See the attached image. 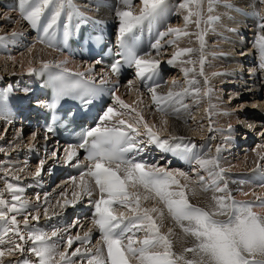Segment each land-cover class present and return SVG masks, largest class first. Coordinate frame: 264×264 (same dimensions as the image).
Here are the masks:
<instances>
[{
    "label": "snow or ice",
    "instance_id": "obj_1",
    "mask_svg": "<svg viewBox=\"0 0 264 264\" xmlns=\"http://www.w3.org/2000/svg\"><path fill=\"white\" fill-rule=\"evenodd\" d=\"M260 2L264 3V0ZM121 3L124 7L118 9L116 15L119 18V41L123 50L121 52L123 61L129 67L135 68V74L141 81L153 80L158 76L160 61L152 58L151 53H145L143 56L138 54L134 44L135 32L145 23L151 24L161 16L167 9L168 0H121ZM135 3L141 5L139 14L133 11ZM65 6L69 9V20L74 15H79L73 0H18L21 17L33 29L41 28L44 37H48L47 41L42 37L41 42H47L50 46L51 37L55 35L54 29ZM225 6L230 7V5ZM181 7L187 12L184 17L185 24L194 22L199 29L202 22V0H184ZM208 11H212L211 3ZM256 15L259 16V13ZM193 17L196 18L194 21ZM212 22L210 17L208 23ZM258 29L260 34L256 36L254 43L260 53V67L264 69V19L258 24ZM68 35V25H64L65 38ZM165 35H174L178 40L181 36H188L189 33L186 30L171 28L168 33H161L160 39L151 45L157 54ZM196 35L202 50L203 34L198 31ZM5 40L6 37H0V42ZM175 42L169 41V44ZM193 51L191 48L180 49L168 62L173 64L180 57H190ZM198 62L201 65L200 75H203V55ZM182 63L196 62L187 59ZM42 67L48 69L53 66L44 63ZM55 67L62 66L55 65ZM120 67V61H116L112 65V72L118 74ZM183 71L188 77L195 68ZM32 72L33 70L29 68V73ZM50 79L57 102L62 98L71 97L87 105L103 91L95 87L93 81L86 80L84 73H72L66 68L50 74ZM197 83L194 79L188 80V88L175 92L170 90L166 95L157 94L156 88L159 85L155 87L149 85L148 90L152 94V101L157 106V111L167 115L169 108L177 113L181 107L186 108L183 104L185 95L194 93L199 96L200 90L192 87ZM205 95L208 93L205 92ZM113 101L119 108L107 107L99 117L100 122L97 126L84 132L82 142L78 145L79 148L87 151L86 159L89 161L86 171L81 172L79 185L81 192L89 196L92 194L90 182L85 181V176L91 178V183H94L99 192V198L94 201L93 223L101 234L103 247L98 248L94 254L87 252L81 254L79 248L71 253L58 251L56 243L49 242L50 237L47 233L28 229L27 216L23 221L24 228L31 234L26 238L16 216L27 208L19 195L23 189L6 183L5 191L0 192V222L4 225L3 235H14L21 242L31 241L32 247L29 251L36 258L24 260L23 264H73L69 259L70 255L87 256V264H133V262L135 264H264V215L253 211V204L235 199L224 181L218 158L190 156L191 146L182 144L183 137H171V140L178 141L175 144L169 139L161 140L140 112H136L133 123L125 119L117 120V117L129 114L130 111L135 112V109H130L129 105L114 94ZM52 107H55V102ZM4 112V107L0 106V115ZM167 123V120L163 121V124L167 125ZM140 125L143 126L144 135L147 136L149 143H155L163 151L189 159V162L194 159L199 169L207 172L208 178L203 175L198 176L197 184L202 191L213 192L210 208L199 207L190 202L189 192L194 194V189H190L188 183L182 184L177 178L182 177L184 181H189L190 178L186 173L174 174L164 168L149 166L128 157L129 152L143 150L140 145L144 141L136 139L141 135L138 127ZM76 156L73 147L67 153V161L71 162ZM36 175L39 176L40 171H37ZM129 189H137V191H129ZM139 189H143V193ZM5 192L11 194V201L4 198ZM149 199L157 200L163 205V209L155 206L150 209L144 207L142 202ZM257 206L264 207V201ZM118 208L125 209L126 212L119 211L117 214ZM164 209L180 226L181 231L193 240L192 245L184 248L183 253H176L173 250V244L169 239L171 232L169 235L161 233L157 217L163 218ZM32 219L38 221L39 217L33 216ZM138 233H143V238H140ZM51 235L56 236V232H52ZM75 239L81 240V237L77 236ZM88 240L89 237L85 234L82 242ZM7 242L12 243V247L0 248V264H4L3 258L6 255L14 251L21 253L25 251L22 243L11 239ZM74 242L73 238L69 237L68 247L71 248ZM4 243L6 241L0 238V244Z\"/></svg>",
    "mask_w": 264,
    "mask_h": 264
},
{
    "label": "bare ground",
    "instance_id": "obj_2",
    "mask_svg": "<svg viewBox=\"0 0 264 264\" xmlns=\"http://www.w3.org/2000/svg\"><path fill=\"white\" fill-rule=\"evenodd\" d=\"M14 1L15 0H0V5L2 4L3 5L2 9H4V12L0 10V13H1L0 14V18H1V15L4 14L3 18L0 20V37H6V40L3 41V42H6V44L7 43L8 44H11L13 42V39L11 37V32H13V33L14 32H18L19 33L18 38H21V39H20V41H18L16 43V46H19V44H21V42H23V43L25 42V40H26V37H25L26 34H25L24 31H22V29L20 27H18V23L14 24V28L11 29L10 32H9L10 35L9 34L8 35L5 34V31H8L7 28H9L11 26V22L13 21V20H10V17H12V16L15 17V14L11 10H9V8L4 7V4H8L9 2L13 3ZM96 1L97 0H95L94 2H96ZM99 1H100L101 5H100V7L97 8L96 17L99 18V19H101V20L106 21L107 23H109L111 25H115L118 28L119 27V18L116 15V11L118 9H123V7H124L123 4L121 3V0H117V3H116V0H99ZM216 2H221L223 4H229L232 7H237L239 9L240 8H243V9H246L248 11H257L258 10V5H260V3H261L260 0H219V1H216ZM94 4L95 3H92L91 6H94ZM214 4L215 5H213V6L215 8L214 10H215L216 14L213 15V16H217L219 14V10L216 8L217 7L216 6V3H214ZM261 5H260V7H261L260 10L263 12L264 11V3H262ZM202 6H203V4H202ZM180 9H181V11L179 10V8H178L179 11L177 9H175V10H177V13L180 12V14H181V16L183 17V20H184L185 14H187V12H186V10L182 9V7ZM204 9L206 10L207 8L204 7ZM220 12H221L220 13V19H217V21H218L217 23H214L215 20L213 18H212V20H213L212 23H208V21L206 20L207 27L210 28L214 32V34L213 35H210V37L208 35H204L203 36V38L205 39L204 42H208V40H211V36L213 37V40H211V42H212V44L214 43L215 46H214V48L211 47V49H214L216 53L217 52H221V48L224 47V46H222V44L226 41L225 38L231 37V36L234 37L233 35H236L235 33H237V32L234 33L232 31V29L234 28L233 26H236L237 27L243 21L242 17H240V16H239V19L238 20H235L234 18H232L231 16H229V14H226L224 12V10H221L220 9ZM165 14H166V12H165ZM203 14H205V11L203 12ZM209 17H211V16H209ZM209 17L204 18L203 25H205V19L208 18V20H209ZM194 19H195V17H194ZM167 20H168V17L167 16H164L161 21H167ZM226 26H230V27L227 28ZM195 27H194V24L192 23L191 25H189V27L188 26L184 27L182 29V31L183 30H186L189 33V35L192 33L191 37H194V38H196V40H198L197 35H196V33H197L198 30ZM258 34H260L259 33V30L255 32V38H256V36ZM238 36H240V35H238ZM191 37H188L187 39L186 38H183L181 40H178L177 47H178L179 50L180 49H185V48H191V49L194 50L193 53L191 54L190 57H180L178 59H181L182 61L187 60V59H192L193 61L197 62L198 59H199V57H200V50L199 49H200L201 46L199 45V42H194L195 39H193ZM184 39H186V40H184ZM244 44H245V47H244ZM233 48L234 49H237V50L239 49L240 50V53L243 52V51H245V54L244 55H246V54L249 53L248 44H247L246 40H242V38H240V39L238 38L236 44L233 45ZM29 49H28L29 51L28 50H25L23 52H20L18 55H15L14 53H11L12 54L10 56L11 59L8 58L9 60H11L9 63H11L13 65L16 64L17 67H18V69L20 71H22V70L23 71H26V69H28L30 67H34L36 65H40L44 61L50 62V61H52L54 59L57 60V61H60V58L59 57H55L53 54L49 53L48 51H46V50H44L42 48L31 47ZM241 57L242 56L239 55L238 57L234 58L233 62H238V63L242 62V59H238V58H241ZM153 58H155V56H153ZM218 60H220V59H218ZM226 60H227L226 58L224 60H221V62H219V61L217 62L216 60H214V62H210L208 64L209 65V68H208L207 71L209 72V74H208L209 79L211 81H213L215 79L219 83V86L218 87H221L220 90H218V93L219 92L220 93L223 92L222 89H224V88L222 86H224V84H225V81L224 80L229 81L230 83L234 84V82H232V78H229L228 77V78H225L224 80L223 79H220V78L218 79L217 75L215 74L217 72V69H219L220 67L222 68V64L225 65V66H227L228 63L226 62ZM1 62H2V56H0V70H1L0 82H2L4 79L10 80V81L11 80H14L15 78L16 79L19 78L18 80H20V79H23V80L26 79V76L23 77V78H21L22 75L18 77V75H16L15 74V71H13L12 69H11L12 71L11 70H7L6 67H5L6 64L4 66V64H2ZM66 65L69 66V67H71V68L75 67V64L73 62H66ZM210 66H212V67H210ZM235 66L236 65H233L232 67L236 68ZM193 67L195 68V71L194 72H191L188 75V77L184 76V78H183L184 80H186L184 83L185 84L187 83L186 86L183 89L181 87H179V81H175L177 79V77H174L173 82L170 83V86H168L166 89H165V87L164 88H162V87L161 88H156L157 94H159V95H166L170 90L171 91H174V92L175 91H183L185 88H188L189 87L188 80H192V79H194V80H196L198 82L197 84L193 85L192 87L193 88H198L199 90H201L204 87L205 84H204L203 79L200 78L199 72L197 71V68L198 67L200 68V66L197 63H195L193 65H190V64H184V65H182L180 62H178V64L176 65V69L179 71V73L182 72V74H185L184 71H183L184 69H191ZM228 69H230V68H228ZM170 76H172V75H170ZM230 76H231V74H230ZM184 80H182V81H184ZM244 82H245V78H244L243 86L242 87L245 88V89H247V88L249 89V87H250L249 84H245ZM254 83L255 82H252V84H254ZM174 84L176 85V87H174ZM32 87L33 86H31L29 89H31ZM262 88L264 89V82H263V86H261L260 88H258V91L260 89H262ZM248 93H251V92H248ZM211 95L213 97V94H211ZM224 95H226V94H224ZM184 97L186 99V102H189V99H195V98L198 99V100L201 99L200 94H199V96H197L194 93L185 95ZM216 100H218L217 97H216L215 101ZM221 100H223V99H221ZM146 101H147V98H146ZM213 101H214V99H213ZM147 103H150V102L148 101ZM143 104H144V102H143ZM241 104H243V103H241ZM246 105H248V104H246ZM178 106L179 105H177V107ZM245 106H244V108H241L243 110V113H240V115L245 116L241 120L242 121L249 122V123H253L252 125H255V124L259 123L260 120L259 119L256 120V118L262 117V116H260V114H256L255 112L254 113H251L252 110H250L251 109L250 107H252V106H250L249 108L247 106H246L247 108H245ZM255 106L256 105L254 104V107ZM258 108L260 110L258 112L261 113V111L263 110V105L262 106H259ZM188 109H183L181 107V110L177 113V112H173L171 110V108H169L168 109V114L167 115H164V116H160L158 114H155L153 112V108L150 107V105L149 106L146 105L143 110L147 111L146 116L148 115L149 119L151 118V120L153 121L152 126L155 127V129L158 128L156 125H158L157 122L160 121L159 118L161 117V120H162L163 117H164V120H167L168 121L167 125L165 126L166 129H167L166 132H165L166 135H168L170 137L182 136V137H184V139H188L190 142H194L195 144H198L199 146H201L203 144V140L199 139L200 138L199 133L197 134L195 132L193 134V133H191V131L194 130L193 128H191L190 126H187V125L186 126L183 125V122L185 123L190 118V112L191 111L188 110ZM208 109H210V108H208ZM219 110L225 111V113L223 112V113H219L218 114L220 116L216 119L217 122L219 124L225 125V127H229V126L231 127V130L225 136H235V133H234L235 130H233V126L238 121H235V120H233L230 117V116L234 115L233 114V111L235 109L232 110V108L227 107V102H226L224 105L221 106V108ZM239 110H240V108H239ZM235 111H237V110H235ZM226 113H229V114H226ZM132 114L134 115V113H132ZM246 119H248V121ZM200 122H206V124H207V122H208L207 121V112H206V115L204 116V118H202L201 121H199V120L196 121V124H198ZM252 125H250V126H252ZM7 127H8V129L9 128H12L11 126H7ZM249 128H251V127H249ZM169 129H170V131H169ZM10 130H12V129H10ZM248 131H250V130L248 129ZM163 132L164 131H161L160 133L163 134ZM36 133L37 132L32 133V135L30 137H26V138L27 139L28 138L31 139L32 136H34V135H35V137H37ZM218 135H220V132H219ZM263 135H264V131L262 132L261 136H263ZM190 136H195L196 138L195 139L189 138ZM15 139H16V137H15ZM20 140H21V138H18L15 142L17 143ZM199 141H202V142H199ZM1 143H3V142H1ZM25 143H28V140ZM29 144H30V142L28 143V145H26L24 147V149L25 148H29V146H30ZM261 148L262 147L260 146L259 148L255 149V151H254L255 153L254 154L244 155V154H240L239 153L238 156L241 157L242 159L245 158V160L248 159V161H251L250 163H252L254 161H252L251 155H253V157H254L255 160H257L261 156H264V148H262V149ZM243 149L244 148H242V150ZM4 153H6V152H4ZM229 153H231V151ZM229 153H227V155H226L227 158H229V156H228ZM213 154H214V152H210L207 149H203V151H202L203 157H212ZM239 161H241V159L238 160L236 163H238ZM52 162L53 161L51 160V158L48 159L46 161V164H44L43 169H47V166L48 165H51ZM245 163H247V162H245ZM18 166H19V169H21L19 164H18ZM241 167H242L241 163L235 164L234 170L240 169ZM19 169H18V172H19ZM22 172L25 173L24 170ZM28 178H29V176H28ZM177 178L180 179L179 177H177ZM232 178H229L227 185H228V189L230 190V192L233 195V193H237L239 191V188L240 187L237 185L236 181H234ZM4 180H9V179H7V177H6V179H4ZM80 181H81V177H77L74 180H72V181H70V182H68L66 184H63V185L56 184L51 190H50L49 187L48 188H43L41 194L43 195V194H46V192H48V196L47 197L46 196H43L44 197V200L41 202L42 203L41 205L38 204V203H37L38 205L32 204L31 205L32 208L30 210H28L27 212H25V214L22 215V216L31 217V221H32V220H34V219H32V217L33 216H37V214L39 212H43V215H45V216L53 215L51 218H53L54 215H56L58 213L60 215H63V214L68 213L69 212V208H72L75 205H79L81 203L82 199H84L86 197L85 196L86 194H82L81 188L79 187ZM181 182H182V184L183 183H188L189 188L190 189H194V194L191 191L189 192V197H190V202L191 203L196 204V205H199L200 207H204V208H210L212 206L211 197L213 195V192H203V191L197 189V187L194 185V183L190 179H189V181H184V179L181 178ZM250 187H253L254 188L255 186L254 185H251ZM133 190H137V189H133ZM260 190L264 194V189H262L260 187ZM245 193H246V195H245ZM26 194L28 196V193H26ZM33 195H34L33 198H34L35 201L38 200V199H40V198H42L41 195H39V193L33 194ZM251 195H252V191H250V192H241L239 195H236L235 197H238L239 199H245V198L250 199ZM50 199H52L51 202H48V201H50ZM35 201H33V203H35ZM154 201H155V203H159L155 199H154ZM259 204L260 203L253 204L254 205L253 211L258 212V213L264 215V207L257 206ZM53 205H54V208H53ZM159 208L163 209L162 206H160ZM153 215H156V214H153ZM22 216H19L18 218H20ZM32 222H34V221H32ZM157 222L160 225V228L161 229H163L162 227H164V226L169 227V228H171V225L172 226H175V227H172L171 228V231H168L167 230L166 231V232H168L167 234H165L166 232L165 233H162V231H165L166 229L165 230H161V233L162 234H165V235H169V232H171V234L169 235V239L171 240V242L173 244V250L176 253H183L184 248L190 247L192 245V243H193L192 238L190 236H186L181 231V228L178 227V225L175 222H173V220L171 218H169L167 216V214L165 213V211H164L163 218L157 217ZM35 223H39L40 224V222L37 221V220H35ZM86 225H87V222L86 221L79 222L78 224H76L75 229H76V231L77 230L78 231H81L83 229V227H86ZM58 232H60V231H58ZM89 233H90L89 231L86 232V233L85 232L80 233L81 235L79 237H81V240H76L74 238V234L73 233H70V234H66V233L65 234H61V237L67 238V239L69 237H72L73 238V240L75 242L73 243V245H72V247L70 249H72L76 245H80V246L85 245V247H90V246H93L94 242L91 241V238H90V234ZM47 234L49 235L51 233L48 232ZM85 234H87V236L89 237V240L87 242L86 241L82 242L83 238L85 237ZM91 235H92V231H91ZM75 237H77V236H75ZM93 247H94L93 248V251L98 249V247L96 246V244ZM79 249H80V252H82V249L81 248H79ZM69 257H71V256H69ZM76 257L77 256H73L72 259H70V260H74Z\"/></svg>",
    "mask_w": 264,
    "mask_h": 264
},
{
    "label": "rangeland",
    "instance_id": "obj_3",
    "mask_svg": "<svg viewBox=\"0 0 264 264\" xmlns=\"http://www.w3.org/2000/svg\"><path fill=\"white\" fill-rule=\"evenodd\" d=\"M180 0H177V2H179ZM211 1V2H210ZM214 1H219V0H202V4H203V8H202V18H201V24H200V28L199 29H197V27H195L196 25H195V23H193L194 24V27L199 31V32H201L202 34H203V36L204 35H208L209 37H210V35H213L214 34V32L210 29V28H208L207 27V24H206V20L208 21V18L207 19H205V25H203V20H204V18H206V17H209V16H212V17H217V19H220V9L221 10H224V12L226 13V14H229V16H231L232 18H234L235 20H238L239 19V15H237L235 12H232L231 10H230V8H223V7H220L219 5H216L217 7V9L219 10V14L217 15V16H213V15H215L216 14V12H215V8H214V6L213 5H215L213 2ZM77 2H81L80 3V5L81 6H83V7H86V8H88L89 10H93L94 9V6H91L92 5V3L94 2V0H77ZM211 3V7H212V11L211 12H209L208 11V8H209V4ZM262 3H260V5H261ZM139 5V3H135V5H134V8H133V10L137 7ZM260 5H258V10L257 11H261L260 10ZM262 6V5H261ZM2 7H3V5L1 4L0 5V10L1 11H3L4 12V9H2ZM204 7H206L207 9L205 10L204 9ZM230 7H232V6H230ZM167 8H169V7H167ZM178 8H179V10L181 11V6L180 5H178ZM178 8H176L177 10H178ZM220 8V9H219ZM183 9V8H182ZM177 10H175L176 11V13H177ZM178 10V11H179ZM166 11H168L167 9H166ZM165 11V12H166ZM174 11V10H173ZM205 11V14H203V12ZM165 12L161 15V16H159L158 18L160 19V20H162V18L164 17V16H167V12H166V14H165ZM262 12V11H261ZM92 13H94V12H92ZM232 13V14H231ZM234 13V14H233ZM1 14V13H0ZM165 14V15H164ZM178 14V16H179V20H180V22H179V20L177 21L178 23H176V24H174V22H173V24H168V26L166 27V28H171V29H173L174 27H175V29H176V27L177 26H180L179 28H181V27H186V26H188L189 27V25H186L185 24V20H183V17L181 16V14H180V12H178L177 13ZM186 15V14H185ZM3 16H4V14H2L1 15V18H0V20L3 18ZM193 19H194V17H193ZM196 19V18H195ZM10 20H13L12 22H11V26L9 27V28H7V30L8 31H5V34L6 35H10V30L11 29H13L14 28V24H16V23H18V21L15 19V17H10ZM168 21V20H167ZM172 23V22H171ZM173 27V28H172ZM227 28H229L230 26H226ZM234 28L232 29V31L235 33V32H237V30H239L240 29V33H235L236 35H233L234 37H227V38H225V42L222 44V46H226L225 48H223V50H221V52H224L225 54H228L229 55V57H227L226 59V62L228 63L227 64V66H225V65H223L222 64V68L220 67L219 69H217V72H220V71H223V72H227L229 75H220L219 73H215L216 75H217V77H218V79L220 78V79H225V78H232V82H234V83H236V88L233 86L234 84H232V83H230L229 81H226V80H224L225 81V84H224V86H222L224 89H222V91L224 92H222V93H218V90H220V88L221 87H218L219 86V83H218V81H216L215 79L213 80V81H211L210 79H209V77H208V74H209V72L207 71L208 70V68H209V63L210 62H214V60H216L217 62L219 61V62H221V60H218L216 57H215V55L216 54H218L219 52H215V50L214 49H211V47H213L214 48V43L212 44V42H211V40H213V37L211 36V40H208V42H204V46H203V49L201 50V47H200V56L201 55H203V58H204V64H203V68H202V70L204 71V74L203 75H200L199 74V76H200V78H202L203 79V81H204V88H203V91H200V96H201V99H199L198 101H199V106H197V107H195L194 109H192V111H194V113L193 114H191L190 115V118L184 123L183 122V125H187V126H190L191 128H193L194 130H192L191 131V133H199V135H200V138L199 139H201V140H203V142H204V137H205V133L208 131V130H210L211 129V126H209L208 125V122H207V124H206V122H200V123H198V124H196V121L197 120H199V121H201L202 120V118H204V116L206 115V112H207V116H211V118H214L215 119V123H213L212 125L213 126H215L216 128H214V130L212 129V133H214V136H215V138L217 139L219 136H222V134L223 133H221L220 135H218L219 134V132L217 131L216 132V129L218 128V127H225V125H223V124H219L218 122H217V118L220 116V115H218L219 113H225V111H222V110H219L220 108H221V106L222 105H224L226 102H227V107H229V108H232V110H237V111H233V114L234 115H232V116H230L233 120H235V121H238L237 123H235V125L233 126V130H235L234 131V133L236 132V133H238V130H240V121L242 122V120L241 119H243L245 116H242V115H240V113H243V110L241 109V108H244V106L246 105V104H248V105H246L248 108L250 107V106H252V107H250L251 109L250 110H252V112L251 113H256V112H258V111H260L259 110V106H262V105H264L263 103V97H262V93H261V96H256V94H259V92H260V90L258 91V88H253V89H245V88H243V90L241 91V88H242V86H243V80H244V78L245 77H241V78H243L242 80H240V81H235V80H233V78H234V76H235V74H234V70L236 71L237 70V66H235L236 68H234L233 67V69H232V66L233 65H237V64H239L238 62H233V60H234V58H236V57H238L239 55L240 56H243L244 54H245V51H243V52H241L240 53V50L238 49H234L233 48V45L234 44H236V42H237V40H238V38L240 39V38H242L241 36H238V35H241V32L242 31H244V26H243V21L241 22V24L239 25V26H233ZM182 30V29H181ZM184 31V30H183ZM197 31V32H198ZM191 35H192V33L190 34V35H188V36H181L178 40H181V39H183V38H188V37H191ZM174 36V35H173ZM26 37V36H25ZM170 37H171V35H170ZM175 37V36H174ZM191 38H193V39H195V41L194 42H199V40H196V38H194V37H191ZM186 39H184V40H186ZM178 40H177V38L175 37V40L174 41H176L175 43H173L172 44V46L169 48V50H168V52H167V54L169 55V56H171V55H173L174 53H176L177 51H179V49H178V47H177V42H178ZM205 40V39H204ZM241 43V42H240ZM199 45H200V42H199ZM213 45V46H212ZM201 46V45H200ZM210 46V47H209ZM244 47H245V44H244ZM29 48H26L25 50H28ZM25 50H22V51H25ZM30 50V49H29ZM28 50V51H29ZM224 50H226V51H224ZM232 50V51H231ZM248 50H249V52L251 51V48H249L248 47ZM27 51V52H28ZM239 51V54L237 53ZM26 53V52H25ZM18 55V54H17ZM17 57V56H16ZM9 59H11V57H8ZM9 59H6L4 56H2V64H4V66H5V64H6V69L7 70H13V71H15V74L16 75H18V77L19 76H21V74H22V72H23V70L22 71H20L19 69H18V67H17V65L16 64H11V63H9L11 60H9ZM7 62V63H6ZM233 62V63H232ZM181 63V62H180ZM182 65H184V64H186V63H181ZM199 66H201L199 63H197ZM13 65V66H12ZM207 67V68H206ZM210 67H212V66H210ZM30 68H32V67H30ZM228 68H230V69H228ZM29 69V68H28ZM198 69H200L199 67H198ZM11 70V71H12ZM27 70V69H26ZM230 70H232V71H230ZM239 71H242V68L241 69H239ZM18 73H21V74H18ZM247 73V72H246ZM0 74H1V70H0ZM182 74V72H180V75ZM230 74H231V76H230ZM233 74V75H232ZM245 74V73H244ZM205 75V76H204ZM23 77H25V75H22L21 76V78H23ZM184 78V77H183ZM206 78V79H205ZM19 79V78H18ZM261 79H263V78H261ZM15 80V79H14ZM14 80H6V79H4L2 82H0V85H6V84H14V83H16V82H14ZM174 80V79H173ZM175 81H179V84H180V81H182V79L178 76L177 77V79L175 80ZM186 80H184V81H182V85L185 87L186 86V84L184 83ZM205 81H207V84L205 83ZM255 84V83H254ZM253 84V85H254ZM180 86L179 85V87H181L182 89L184 88L183 86ZM250 85V84H249ZM208 87H209V89L211 90V91H213L212 93L210 92V91H208ZM216 87H217V89H216ZM167 87H165V89H166ZM231 89H233L234 91H231ZM251 90V91H250ZM252 90L253 91H256L255 93L254 92H252ZM236 91V92H235ZM205 92H207L208 93V95H205ZM210 92V93H209ZM248 92H251V93H248ZM211 94H213V97H212V95ZM224 94H226V95H224ZM248 94V95H247ZM252 94H254L253 96H249V95H252ZM143 97V96H142ZM141 96H140V94L139 93H134V91H132V93L130 92V94L129 95H127L126 97H125V99H128L129 100V102H130V104L132 105V107L135 109V111L136 112H140V113H142V115H143V117H144V119L147 121V123H148V125H151L152 126V123H153V121L151 120V118L149 119V117H148V115L146 116V114H147V111H145V110H143L144 108H145V106L146 105H148L149 106V103H147L148 101H146V98H142ZM216 97L218 98V100H216L215 101V99H216ZM214 99V101H213V99ZM221 99H223V100H221ZM221 100V101H220ZM143 102H144V104H143ZM219 102V103H218ZM209 103H211L210 104V107H209ZM212 103H214L213 104V107L211 106L212 105ZM241 103H243V104H241ZM141 104V105H140ZM245 104V105H244ZM254 104L256 105L255 107H254ZM140 105V106H139ZM143 105V106H142ZM243 106V107H242ZM245 106V108H247ZM144 107V108H143ZM208 108H210V109H208ZM239 108H240V110H239ZM261 108V107H260ZM143 110V111H142ZM210 110V111H209ZM136 112H131V116H132V118L133 117H135V119H136ZM205 112V113H204ZM132 113H134V115L132 114ZM213 113H215V114H213ZM226 114H229V113H226ZM231 114V113H230ZM256 114H258V113H256ZM161 116V115H160ZM192 116V117H191ZM198 116V117H197ZM197 118V119H196ZM211 118L210 119H207V121H210L211 120ZM160 119V121H158L157 122V124L158 125H156L158 128H156L157 130H158V132L160 133L161 131H164L163 132V134L162 133H160V134H162V135H166V125L165 124H163V120H164V117H163V119L161 120V117L159 118ZM187 123V124H186ZM204 123V124H203ZM245 124H248L249 125V122H246L245 121ZM155 128V127H154ZM228 130H227V133L231 130V127L229 126V127H226ZM7 129H8V127H7ZM161 129V130H160ZM249 129V128H248ZM160 130V131H159ZM196 130V131H195ZM169 131H170V129H169ZM211 131V130H210ZM239 132H241V131H239ZM8 135L10 134V136H9V138H12V140H13V143L15 144V145H17L16 147L17 148H19V149H22L23 151L22 152H24V151H26V149L27 148H25L24 149V147L26 146V145H28V143H29V141H28V143H25L26 141H24L25 139H27V138H24V136L23 137H20V136H18V132L17 131H11V130H8L7 132H6ZM6 133H4V130H2L1 128H0V141L1 142H3L4 143V137H5V134ZM165 133V134H164ZM227 133H224V135H226ZM242 134H243V132H241ZM238 134H240V133H238ZM18 136V137H17ZM15 137H16V139H15ZM229 137H231V136H226V138H227V142H225V145H226V147L227 148H229V150H227L225 153H223V151H221L222 153H223V155H224V157H226L227 158V153H229L230 151H231V153H229L228 154V156H232V159L234 158V156H233V154H232V150H233V147L231 146V144L232 143H230L229 141H231V139H228ZM8 138V137H7ZM14 138V139H13ZM18 138H21V140L19 141V142H15ZM189 138H192V139H195L196 137L195 136H190ZM0 142V144H3V143H1ZM8 142V141H7ZM199 142H202V141H199ZM6 143V142H5ZM20 143H22V145L21 146H19L20 145ZM243 147H245V146H242V148ZM261 147L262 148H264V141H262V143H261ZM261 148V149H262ZM208 150V149H207ZM242 150V149H241ZM10 151V150H9ZM7 152V151H4V152H6V153H4V152H2L1 150H0V159H2V158H6V159H11L12 157H13V153L12 152ZM210 152H214V149H210L209 150ZM255 152H253V153H251V154H254ZM239 155V154H238ZM237 155V157L238 158H236V159H233V160H231V162H230V164H229V166H232L233 168H234V166H235V164H238V163H241V165L243 166V164H244V162L247 160L248 161V159H246L245 160V158L244 159H242L241 157H239ZM248 158V157H247ZM251 158H252V161H256L255 159H254V157H253V155H251ZM21 159V158H20ZM241 159V161H239L238 163H236L238 160H240ZM18 163H15V166L17 167V169H19V166H18V164L20 165V168H21V170H22V168H23V164L22 163H20L19 161H17ZM262 164H264V162L262 163ZM20 170V169H19ZM25 171V173L26 172H29V171H27V170H24ZM17 172H18V170H17ZM24 173V172H23ZM26 178H28V176H26ZM5 179H6V177H5ZM1 182H3V180H1ZM1 182H0V186H1ZM4 182L5 183H8L6 180H4ZM251 185H249V187H247V186H243V188H239V191L237 192V194L239 195L241 192H250V191H252V195H255V198H250V199H248L247 200V202L248 203H251V204H255V203H252V201L254 200V199H256L257 198V196H258V194L260 195V194H262L263 195V192H261V190H260V187H250ZM140 191H141V193H143V191L141 190V189H139ZM134 191H137V190H134ZM30 192V191H29ZM29 192H27V193H29ZM31 193H32V191H31ZM33 195V194H32ZM42 195V194H41ZM251 195V196H252ZM234 196V195H233ZM236 196V195H235ZM27 197H29V196H27ZM33 197H34V195H33ZM32 197V199H30V198H28L27 200H28V203L30 204V206L32 205V204H34V205H38V204H42L41 202L44 200V197H42V198H40V199H38V200H34V198ZM52 200V199H51ZM33 201H35V203H33ZM38 203V204H37ZM142 205L144 206V207H147V208H152V207H157V208H159L160 206H162V204H160V203H155V201H154V199H149L148 201H146V202H142ZM53 208H54V205H53ZM258 213V212H257ZM258 214H260V213H258ZM260 215H263V214H260ZM40 216H41V214H40ZM24 218H25V216H22V217H20V218H18V221H24ZM28 220H29V222H31V223H35V220H32V221H34V222H32L31 221V217H28ZM39 221V220H38ZM86 227H87V225H86ZM86 227H83V229L84 228H86ZM172 227H175V226H172L171 225V228ZM163 229H161V230H165V231H162V233H165L167 230L168 231H171V228H169V227H166V226H164V227H162ZM78 231V230H77ZM83 232H85L84 230H81V231H78V233H76V236H80L81 234L80 233H83ZM88 232V231H87ZM168 232H166L165 234H167ZM78 234H80V235H78ZM74 238H76L75 236H74ZM49 242H51V241H49ZM95 245V243L93 244V246ZM93 246H90V247H85V245H82V246H80V245H76V246H74L72 249H70V248H67V251H66V249H64V251L63 252H67V253H71V252H73V251H75L77 248H81L82 249V252L83 253H85V252H87V253H90V254H92L93 253ZM18 254H15V256H17ZM71 256V255H70ZM83 256H85V255H83ZM71 257H73V256H71ZM69 259H70V257H69ZM88 261V260H87ZM87 261L86 262H83V263H85V264H87Z\"/></svg>",
    "mask_w": 264,
    "mask_h": 264
}]
</instances>
